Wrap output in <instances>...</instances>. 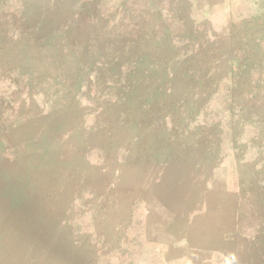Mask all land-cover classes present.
Returning a JSON list of instances; mask_svg holds the SVG:
<instances>
[{
  "label": "crops",
  "instance_id": "obj_1",
  "mask_svg": "<svg viewBox=\"0 0 264 264\" xmlns=\"http://www.w3.org/2000/svg\"><path fill=\"white\" fill-rule=\"evenodd\" d=\"M105 1L82 0L97 12L86 16L69 9L72 15L63 25L43 34L60 37L31 55L33 74L42 78L32 91L19 82L24 58L5 55L0 47L9 62H1L0 96H32L33 102L43 96L34 113L40 122H50L46 133L37 121L33 125L37 153L31 162L25 159L30 134L24 120L15 132L1 126V148L13 149V139L20 143L22 167L37 165L40 152L54 156L57 188L64 183L65 193L44 194L45 171L21 173L43 196H81L98 206L104 218L92 220L89 245L100 244L101 224L127 234L143 228L139 239H101L113 248L128 242L129 264H233L240 258L230 247L242 240L244 264H255L262 218L255 226L250 219L234 222L244 228L234 237L189 236L192 228L222 227L216 206L224 203L218 197H231L243 209L244 198H264V44H233L234 36L244 35L237 28L244 22V0H117L108 12ZM0 2L4 16L11 13L5 3L25 4ZM43 3L49 10L51 4ZM41 14L49 23L48 11ZM186 30L196 39L186 43ZM73 50L83 55L76 96L72 71H58L67 57L65 68H72L67 53ZM207 213L208 223L194 220L199 214L205 220ZM154 228L171 229V236L153 240ZM95 257L102 260L104 253Z\"/></svg>",
  "mask_w": 264,
  "mask_h": 264
},
{
  "label": "rangeland",
  "instance_id": "obj_2",
  "mask_svg": "<svg viewBox=\"0 0 264 264\" xmlns=\"http://www.w3.org/2000/svg\"><path fill=\"white\" fill-rule=\"evenodd\" d=\"M43 1L51 4L49 7V10L52 9L51 11L44 8L45 3ZM81 3L82 0H25V4L21 5L22 7L18 5L14 7L15 3H5L11 13H5L6 15L4 16L3 12H0V47L4 46L5 55L6 53L8 54V51H11L14 56H22L24 58L19 59V61L24 62V81L20 80L19 82L25 83L26 92L32 91L35 80H42V78L33 74L32 65L29 61L31 55L38 56L44 51L43 47H39L43 46V42L47 41L49 43L53 39L58 41L60 37V35H56L54 38L47 36L45 38L43 34L48 29L54 30L63 25L69 16L72 15L68 11L69 9H73L75 13L85 12L86 16L97 12V9L92 6L93 4L87 5L86 8V5H81ZM116 3H118L117 0H106L104 2L105 12L110 11ZM79 5H81V9L77 8ZM5 6L3 5V7ZM7 8L4 9L8 10ZM38 8L41 9L43 14L48 11L49 23L45 21V17L41 13L37 15L38 12L36 10ZM80 18L81 16L78 17V20ZM237 28L243 31L244 35L242 37L239 35L234 36V45L251 46L257 43L264 44V0H244V22L237 25ZM188 33L189 30H186V43L196 39L188 37ZM0 51L1 68L2 60L6 64L9 62L2 53V48H0ZM47 53L49 52L47 51ZM67 54L71 56L72 68H65V65L69 62L67 57V62L63 63V67L58 69V71H62V74H68V72L72 71L73 96H76L82 83V70L79 59L83 55L74 50L72 53ZM59 55L56 54L57 59H59ZM60 56L63 60L64 53ZM11 63H16V61L12 62L11 60ZM67 87H70V85H67ZM10 95L9 92H5L4 96H0V131L1 126H4L6 131L15 132L18 128H21V121L24 120L25 133L30 134V139L25 142V159L31 162L33 154L37 153L34 150L35 145L32 140L33 125H37V121L44 133L48 132L50 126V122L46 120L40 122V118L35 116L34 113V108L41 106L40 103L42 101L40 100L44 97L38 96V100L33 102L31 100L32 96ZM61 96L65 95L62 94ZM22 99H24V103ZM46 106L48 107V104ZM12 146L13 149L8 150L5 147V150H3L0 145V264H129L128 258L131 250L128 242L120 246L116 245L113 248L108 244L102 245L101 239H104V241L113 237L122 239L124 237H137L139 239V237L145 235L144 229L141 227L134 228L130 234H127L128 230H125L126 233L116 232L109 228L108 224H101L97 230V238L100 236L98 240L100 244L89 245L91 233L94 232L91 227L92 220L94 218L97 219L99 215L100 218H104L103 214L98 213V206H95L89 198L81 196H43L32 185L34 181L25 180L21 171L24 169L26 175L32 173L33 170H38L39 175L42 174V171H45L46 175L42 177V183L45 190L49 191L44 190V194L55 193L57 190L65 193L64 188L66 185L64 183L57 188L60 179L57 170L58 161L55 160L54 156L51 157L48 152H40L37 158L39 162L37 165L26 164L22 167L18 165V162L20 163L23 158L21 157L22 145L13 139ZM2 154L4 159L1 158ZM72 168L73 165H71ZM4 169L10 171V173H7ZM1 170L5 172L2 174ZM219 174H221L220 170L217 175L218 178L223 179ZM221 188L223 189V186ZM244 200L243 209L238 201L237 203L236 200L232 202L231 197H218V202L224 203L223 205L219 203L216 206V220L219 227L221 225L222 227L216 230L192 228L189 230V236L192 239L205 236L212 237L215 234L217 237L227 235L234 237L238 236L237 232H244V228H241V226L235 228L236 223L234 222L241 223L242 220L246 222L247 219H250V225L253 224L255 226V221L262 218L264 223V198L253 196L244 198ZM112 208L115 207L112 206ZM242 209L243 212L239 213L238 211ZM204 215L199 214L196 216L199 219L194 218V220L208 223V213L205 220H203ZM108 216L113 215L110 212ZM150 232L153 240H164L167 235L171 236V229L169 230L170 233H168L167 229L162 228H154ZM245 247L247 246L244 245L243 240L236 242L230 247L233 254L237 253L238 258L242 259L234 260L233 264H244ZM254 247L257 248L258 255L261 254L260 260L255 264H264V226L260 234V244ZM226 248L229 250L228 246ZM97 251L104 253L102 260L95 257ZM233 256L235 257V255Z\"/></svg>",
  "mask_w": 264,
  "mask_h": 264
}]
</instances>
